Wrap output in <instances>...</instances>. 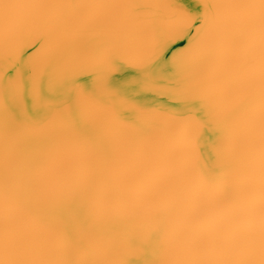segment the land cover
<instances>
[{"label":"bare ground","instance_id":"obj_1","mask_svg":"<svg viewBox=\"0 0 264 264\" xmlns=\"http://www.w3.org/2000/svg\"><path fill=\"white\" fill-rule=\"evenodd\" d=\"M143 1L0 0V264H264V0Z\"/></svg>","mask_w":264,"mask_h":264},{"label":"water","instance_id":"obj_2","mask_svg":"<svg viewBox=\"0 0 264 264\" xmlns=\"http://www.w3.org/2000/svg\"><path fill=\"white\" fill-rule=\"evenodd\" d=\"M154 5V6H153ZM140 6H142L143 7V9H144V14H146V19L148 20V18L152 15L153 16V18H155L154 16L155 15H153L154 13H153V10H155V9H157V10H159V11H161L160 13L162 14V16L164 17V18H167L166 17V13H168L169 15H170V12H172L173 13V9L174 10H179V12L177 13V19H178V21L179 22H182V26H183V28H185V26H184V21H186V22H189L190 24L191 23H193V21H192V18H189V16H186V17H184L183 15H187L186 13H181V12H189V4L188 3H184V2H182V0H144L142 3H141V5ZM153 6V8L151 9V7ZM176 19V20H177ZM194 19V18H193ZM192 21V22H191ZM192 25V24H191ZM201 25H202V23H201ZM203 26V25H202ZM187 29V28H186ZM173 31H175V34H173V35H165L166 36V38H168V39H170V41L172 40V38H173V41H172V44L174 45V43L177 41V39L179 40L180 39V37H182V36H179L180 35V33L182 32V31H184V29H182V28H180L179 27V29L178 30H173ZM170 32H172V31H170ZM175 41V42H174ZM137 42V41H136ZM175 47V46H174ZM137 48H138V52L140 53V57H143L144 58V54L143 53H145L144 51H143V49H141L140 47H138L137 46ZM179 49V48H178ZM178 49H176V50H178ZM148 50V49H147ZM175 50V51H176ZM174 51V52H175ZM183 51V50H182ZM182 51H180V50H178V52L176 53L177 55H179L180 54V58H182V56L184 57L185 56V53H182ZM148 52L151 54V53H153L155 56H158V53L157 52H155L154 50H152V51H150V50H148ZM143 54V55H142ZM208 65L209 64H207L206 65V67L208 68ZM199 66V65H198ZM200 67V66H199ZM215 80H218V78L217 77H215V79L213 80V81H215ZM189 81H191V80H189ZM189 81H187V82H189ZM186 83V82H185ZM225 83H227V82H225ZM188 85V84H187ZM217 139V138H216ZM228 194V193H227ZM216 195V194H215ZM217 196V195H216ZM218 197V196H217ZM219 198H220V194H219Z\"/></svg>","mask_w":264,"mask_h":264}]
</instances>
